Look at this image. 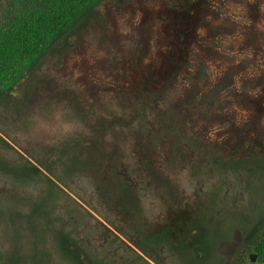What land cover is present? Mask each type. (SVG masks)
Here are the masks:
<instances>
[{"label":"trees","instance_id":"trees-1","mask_svg":"<svg viewBox=\"0 0 264 264\" xmlns=\"http://www.w3.org/2000/svg\"><path fill=\"white\" fill-rule=\"evenodd\" d=\"M103 1L0 0V173L14 186L0 190V196L17 200L19 190L30 188L31 184L46 187L10 207V214L5 212L8 206L0 208V219L9 217L7 223L11 222L4 232L6 237H2L11 243L9 249H2L0 239V264H51L55 254L69 264H264L263 144L248 146L243 143L240 156L207 155L204 152L202 172L192 173L198 180L195 181L196 188L201 194L187 198L189 191L186 188H183L185 195L179 197L176 191L173 192L174 185L160 172L155 174L146 159L128 163L118 146L135 138L137 141L144 139L143 148L152 149V143L161 132L171 136L176 154L180 151L178 143L186 145L184 150L180 147L184 152H199V146L193 143L194 138L189 134L187 111L177 115L171 108L157 110L155 95L148 102L129 96L121 104L125 114H121L122 127L116 133H127L125 137L115 135L112 130L111 137L104 134L100 130L102 120L98 119L93 125L95 136L89 137L85 131H79L61 146H34L27 155L11 142L14 138L10 133L14 134V130L9 129V123L13 126L21 122L24 116L19 118L20 111L30 109L25 108L30 95L19 96L15 88L42 66L44 57L56 44L80 34L91 20L97 19L98 7ZM199 2L177 0L175 11L178 12L173 17L182 27L180 30L188 29L192 17L187 20L186 16L198 7ZM176 34L179 37L180 32ZM179 39L188 43L184 37ZM171 47L162 69L163 81L169 74L179 75V60L184 54L182 50H176L174 42ZM171 69L175 70L171 73ZM37 93L34 95H40ZM137 96L144 94L137 92ZM53 105L47 103V111ZM67 108L71 110L69 117L81 118L79 111L74 112V107ZM149 126L150 130L146 131ZM11 148L21 158L19 162L3 157L2 150ZM192 176L190 184L194 186ZM73 184L79 187L78 198L83 196V187L92 185L91 192H84L92 197L93 213L106 214L102 219L107 224L100 219L96 221L91 232L94 236L91 233L83 238L76 236L82 221L93 217L83 210L85 207L78 199L68 195L72 203L69 202L66 213L56 212L60 210L55 203L57 195L65 196L67 190L73 189ZM239 187L244 194H251L253 199L249 206L239 204L235 207L237 203H233V199L237 193L225 192ZM161 189L168 192L169 214L163 226L152 228L146 220L148 207L144 204ZM25 206H29L28 209L24 210ZM77 207L84 215L72 223L67 213H75ZM229 208L245 213V222L241 221L232 229L240 243L230 256L221 253L224 242L231 237L221 231V212ZM98 236L104 240L101 250L92 244V239ZM26 241H31L35 247L25 250ZM252 254L257 255L255 262L250 260Z\"/></svg>","mask_w":264,"mask_h":264},{"label":"rangeland","instance_id":"rangeland-1","mask_svg":"<svg viewBox=\"0 0 264 264\" xmlns=\"http://www.w3.org/2000/svg\"><path fill=\"white\" fill-rule=\"evenodd\" d=\"M176 2L104 0L98 7L97 19L91 20L80 34L56 44L44 57L42 66L15 88L19 96L30 95L25 107L30 109L20 111L19 118L24 116L21 122L13 126L8 122L9 129L14 130V134L10 133L14 146L27 155L34 146H61L79 131L92 137L95 136L93 125L98 119L102 120L100 130L104 134L111 137L112 130L115 135L125 137L127 133H116L122 127L121 114H125L121 104L129 96L148 102L155 95L157 110L171 108L177 115L187 111L189 134L194 138L193 143L199 146V152H184L186 145L178 143L180 151L176 154L171 136L161 132L152 143V149L143 148L144 139L132 138L118 144L120 152L128 163L146 159L155 174L160 172L174 185L173 192L176 191L179 197L185 195L183 188H186L189 191L187 198H193L197 193L201 194L196 188L198 180L192 173L202 172L204 152L232 157L240 156L243 143L264 145V0H200L198 7L186 16L187 20L190 16L192 18L188 21V29L183 28V31L173 17L178 12L175 11ZM176 32H180L179 37ZM180 37L188 39V43L182 42ZM173 42L176 50L184 52L177 69L179 75L169 74L163 81L166 52L172 48ZM67 43L69 47L65 46ZM37 92L40 95L35 96ZM137 92L144 96L138 97ZM49 102L54 105L47 111ZM70 106L74 107V112L79 111L81 118L68 116L71 110L67 107ZM2 124L7 131L5 122ZM197 137H200L198 141ZM2 153L4 158L12 161L21 159L13 148L2 150ZM191 176L194 186L191 185ZM72 186L73 191L67 190L65 196L57 195L55 203L60 210L56 212L66 213L69 202L72 203L68 195L78 199L85 207L83 210L89 211L96 219L87 217L82 221L76 236L83 238L92 232L96 221L106 222L102 219L106 214L93 213L92 197L84 192H91L92 185L83 187L80 198L76 196L79 187ZM7 187L12 189L14 186L0 173V190ZM42 190H46L45 185L31 184L30 188L19 190L17 200L0 196V208L8 206L5 212L10 214V207L23 202L28 194H38ZM227 191L237 193L233 199V203H237L233 204L235 207L239 204L249 206L250 193L244 194L240 187ZM155 193L144 204L148 207L146 220L152 228L163 226L169 214L168 192L161 189ZM28 207L25 206L24 210ZM77 209L75 213H67L72 223L84 215L79 207ZM241 211L229 208L221 212V231L231 234L221 247L224 255L230 256L240 243L232 229L241 221L245 222V213ZM8 218L0 219L4 250L11 246L8 240L2 239L11 224L7 223ZM103 239L98 236L92 239V244L101 250ZM24 244L27 251L35 247L31 241ZM51 264L69 263L55 254Z\"/></svg>","mask_w":264,"mask_h":264},{"label":"water","instance_id":"water-1","mask_svg":"<svg viewBox=\"0 0 264 264\" xmlns=\"http://www.w3.org/2000/svg\"><path fill=\"white\" fill-rule=\"evenodd\" d=\"M256 259H257V255H256V254H252L250 260H251L252 262H255Z\"/></svg>","mask_w":264,"mask_h":264},{"label":"flooded vegetation","instance_id":"flooded-vegetation-1","mask_svg":"<svg viewBox=\"0 0 264 264\" xmlns=\"http://www.w3.org/2000/svg\"><path fill=\"white\" fill-rule=\"evenodd\" d=\"M71 36H72V35H71ZM69 37H70V36H69ZM69 45H70V44L67 43L65 46H66V47H69ZM167 53H171V50L169 49V50L166 52V54H167ZM166 54H165V55H166ZM167 56H168V55H167ZM166 60H167V58H166ZM61 258H62V257H61ZM63 259H64V258H63Z\"/></svg>","mask_w":264,"mask_h":264},{"label":"clouds","instance_id":"clouds-1","mask_svg":"<svg viewBox=\"0 0 264 264\" xmlns=\"http://www.w3.org/2000/svg\"><path fill=\"white\" fill-rule=\"evenodd\" d=\"M151 261V260H150ZM153 263V262H152Z\"/></svg>","mask_w":264,"mask_h":264}]
</instances>
